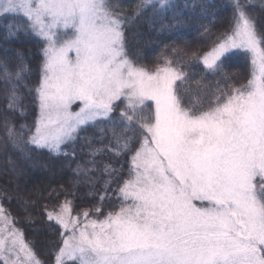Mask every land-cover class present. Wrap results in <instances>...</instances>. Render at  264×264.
<instances>
[{"label":"snow or ice","instance_id":"snow-or-ice-1","mask_svg":"<svg viewBox=\"0 0 264 264\" xmlns=\"http://www.w3.org/2000/svg\"><path fill=\"white\" fill-rule=\"evenodd\" d=\"M229 7L227 31L191 54L228 85L218 80L204 104L190 95L183 57L149 66L130 43L148 9L170 30L164 18L176 20V0H138L132 15L119 0H0L8 37L42 45L37 116L31 126L5 119L7 141L68 156L91 130L110 142L93 148L88 164L105 152L127 157V176L123 165L100 166L108 179L93 207L75 211L67 195L45 206L60 229L54 264H264V19L252 0ZM238 52L249 58V78L236 87L225 63ZM17 58L14 71L0 63V80L8 110L23 116L30 67ZM17 223L0 204V264H44Z\"/></svg>","mask_w":264,"mask_h":264},{"label":"trees","instance_id":"trees-1","mask_svg":"<svg viewBox=\"0 0 264 264\" xmlns=\"http://www.w3.org/2000/svg\"><path fill=\"white\" fill-rule=\"evenodd\" d=\"M119 2L127 14L132 15L138 0ZM176 2L179 13L176 20L171 14L164 18V23L172 26L170 30L161 31L159 18L153 20V12L148 9L133 21L129 32L130 43L141 60L149 66L160 61L164 55L173 60L183 57L185 71L191 77V97L207 104L213 99L211 91L215 89L218 80L221 87L228 85L222 77L208 74L191 54L206 51L227 31L231 16L229 0ZM4 23L5 21L0 20V63L6 62L9 70L14 71L20 63L17 58L19 54L29 65L30 73L23 81L27 87L20 89L23 97V116L8 110L9 93L5 83L0 80V199L4 208L16 218L17 226L22 229L25 238L33 243L39 258L44 264H54L60 229L46 219L45 206L51 208L55 202L63 201L67 195L74 201L75 211L93 207L97 203V196L102 193L104 182L108 179L100 166L108 162L117 167L123 165L121 175L127 176V157H114L105 152L95 156V166L88 164L87 162L93 159L90 155L92 149L101 148L110 142L105 137L92 134L91 130L90 140L81 138L75 145L66 147V151L70 153L74 149L73 155L55 156L46 150L25 147L24 151H20L12 147L5 136V119L11 120L17 127L20 124L31 126L37 116L34 88L39 81L38 68L42 59V45L36 39L23 34L9 38ZM173 49L176 51L173 52ZM225 68L227 73L234 77L232 83L239 87L249 77V58L238 52L226 61ZM196 81H200V85H197ZM203 85H207V89L201 94L200 87ZM78 166L95 170L87 175L78 174ZM93 187L94 193L91 192ZM115 187L113 184L112 188Z\"/></svg>","mask_w":264,"mask_h":264},{"label":"rangeland","instance_id":"rangeland-1","mask_svg":"<svg viewBox=\"0 0 264 264\" xmlns=\"http://www.w3.org/2000/svg\"><path fill=\"white\" fill-rule=\"evenodd\" d=\"M252 3L257 7L254 9L257 15L264 19V0H252ZM249 78V77H248ZM247 82V81H246ZM246 82L244 84H246ZM0 204H3L2 200L0 199ZM8 211V210H7ZM9 212V211H8ZM10 213V212H9ZM13 216V214L11 215Z\"/></svg>","mask_w":264,"mask_h":264}]
</instances>
